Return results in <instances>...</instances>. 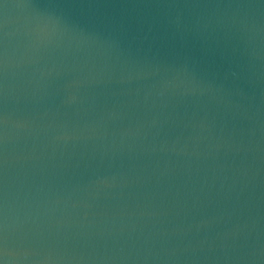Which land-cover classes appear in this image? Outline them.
Instances as JSON below:
<instances>
[{"label":"water","instance_id":"obj_1","mask_svg":"<svg viewBox=\"0 0 264 264\" xmlns=\"http://www.w3.org/2000/svg\"><path fill=\"white\" fill-rule=\"evenodd\" d=\"M0 264H264V0H0Z\"/></svg>","mask_w":264,"mask_h":264}]
</instances>
